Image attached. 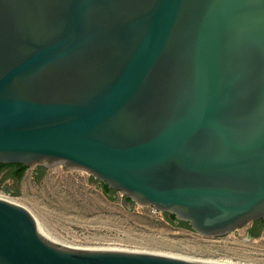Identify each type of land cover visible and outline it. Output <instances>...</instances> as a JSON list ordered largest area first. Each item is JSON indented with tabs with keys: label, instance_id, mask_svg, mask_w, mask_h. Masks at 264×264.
Listing matches in <instances>:
<instances>
[{
	"label": "water",
	"instance_id": "water-1",
	"mask_svg": "<svg viewBox=\"0 0 264 264\" xmlns=\"http://www.w3.org/2000/svg\"><path fill=\"white\" fill-rule=\"evenodd\" d=\"M0 164L206 238L264 219V0H0ZM0 264L217 263L68 247L0 198Z\"/></svg>",
	"mask_w": 264,
	"mask_h": 264
},
{
	"label": "rangeland",
	"instance_id": "rangeland-1",
	"mask_svg": "<svg viewBox=\"0 0 264 264\" xmlns=\"http://www.w3.org/2000/svg\"><path fill=\"white\" fill-rule=\"evenodd\" d=\"M36 168L26 170L16 195L4 189L14 185L6 179L0 198L29 209L55 242L79 249L155 253L218 264H264V229L252 240L240 238L254 222L225 236L206 238L172 224L164 212L151 206L134 204L128 209L120 192L115 200L109 199L103 182L85 171L47 168L37 181ZM9 169L2 171L0 179Z\"/></svg>",
	"mask_w": 264,
	"mask_h": 264
},
{
	"label": "trees",
	"instance_id": "trees-1",
	"mask_svg": "<svg viewBox=\"0 0 264 264\" xmlns=\"http://www.w3.org/2000/svg\"><path fill=\"white\" fill-rule=\"evenodd\" d=\"M10 166L11 170L5 174L4 176V180L9 179V178H14L16 179L17 182H20L22 180V178L25 175L26 170L28 169L26 166L22 165V164H13V165H3L0 164V174L2 173V171L7 167ZM42 176V174L39 175V178ZM104 190L106 193L108 192H114L112 190H110L108 188V186L104 183ZM166 215L169 216V219L174 222V216H170L169 214L166 213ZM181 226L187 227L189 229H191V227L189 226L188 223L186 222H180ZM264 229V224L260 227V228H254L252 230V235L253 237H257L260 235L261 231Z\"/></svg>",
	"mask_w": 264,
	"mask_h": 264
},
{
	"label": "flooded vegetation",
	"instance_id": "flooded-vegetation-1",
	"mask_svg": "<svg viewBox=\"0 0 264 264\" xmlns=\"http://www.w3.org/2000/svg\"><path fill=\"white\" fill-rule=\"evenodd\" d=\"M6 168H11L10 166H7ZM9 179H11V180H13V183L14 184H16L17 183V181H16V179H14V178H9ZM8 180V179H7ZM7 180H5V181H3V182H6ZM1 186V185H0ZM9 188L12 192H15L16 191V189H15V187L14 186H8V185H6V186H4V189L5 188ZM264 224V219H262V220H258V221H254V223H253V225H252V227H251V229H249V236L250 237H253V235H252V230L256 227V228H260L262 225Z\"/></svg>",
	"mask_w": 264,
	"mask_h": 264
},
{
	"label": "bare ground",
	"instance_id": "bare-ground-1",
	"mask_svg": "<svg viewBox=\"0 0 264 264\" xmlns=\"http://www.w3.org/2000/svg\"><path fill=\"white\" fill-rule=\"evenodd\" d=\"M3 199H5V198H3ZM7 200H9V199H7ZM9 201H11V200H9ZM13 202V201H12ZM153 254H155V253H153ZM160 255H162V254H160ZM178 258V257H177ZM218 264V263H217Z\"/></svg>",
	"mask_w": 264,
	"mask_h": 264
}]
</instances>
